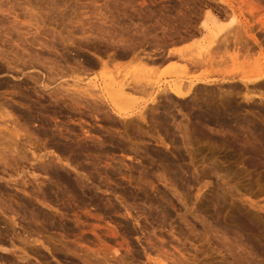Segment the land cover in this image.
<instances>
[{
	"label": "rangeland",
	"instance_id": "1",
	"mask_svg": "<svg viewBox=\"0 0 264 264\" xmlns=\"http://www.w3.org/2000/svg\"><path fill=\"white\" fill-rule=\"evenodd\" d=\"M0 54V106L29 112L27 118L12 111L17 121L11 129L17 126L25 135L20 147L30 159L33 153L46 156L24 170L38 174V181L27 187L31 192L41 185L52 206L19 192L17 182L8 185L10 193L30 200L41 214L19 210L17 198L3 200L0 194V200L13 202L20 212L0 211L1 230L11 224L9 216H17L16 230L22 234L37 225L31 216L47 217L32 232L51 245H38L39 252H29L24 264H84V257L92 264H264V133L245 122L248 118L264 126V90L257 92L258 86L247 87L241 77L230 80L224 73L234 67L247 70L245 59L251 63L247 72L264 68V0H0ZM198 56L231 61L191 71L188 63ZM198 76L206 77L207 84H196L198 95L190 99L172 94L168 100L163 88L153 97L127 88L115 106L103 101L110 96L108 89L130 80L144 85L158 81L165 88ZM31 78L41 82L36 85ZM88 91L89 97L95 93L93 98L86 96ZM20 92L28 96L26 103ZM250 95L255 97L246 100ZM229 104L237 117L225 111ZM200 111L213 112L214 123L200 118ZM143 113L148 120L140 118ZM39 165L63 177L37 172ZM21 172L14 173L17 180L31 177ZM0 186L7 185L0 180ZM8 242L12 248L13 241ZM47 244L57 248L51 252ZM14 246L21 254L19 241ZM0 264L8 263L0 259Z\"/></svg>",
	"mask_w": 264,
	"mask_h": 264
},
{
	"label": "bare ground",
	"instance_id": "2",
	"mask_svg": "<svg viewBox=\"0 0 264 264\" xmlns=\"http://www.w3.org/2000/svg\"><path fill=\"white\" fill-rule=\"evenodd\" d=\"M15 24V23H14ZM9 29V28H8ZM18 29V28H17ZM236 34H238V33H236ZM227 35V34H226ZM232 35V34H231ZM230 36V35H229ZM228 36V37H229ZM233 36V35H232ZM238 36V35H237ZM227 37V39H225V42L223 43V44H226L225 45V47L227 46V44H228V42L230 41V37L228 38ZM234 37H235V35H234ZM34 39H35V37H34ZM229 39V40H228ZM235 39H237V37H235ZM180 40V39H179ZM184 40V39H183ZM187 40V39H186ZM239 40V39H238ZM243 40V39H242ZM233 41H235V40H233ZM177 42V41H176ZM236 42V41H235ZM39 43V42H38ZM167 44H168V42H166ZM219 43V42H218ZM42 44V43H41ZM53 44V43H52ZM158 44V43H157ZM162 43H160V45H161ZM170 44V43H169ZM173 44V43H172ZM47 45V44H46ZM129 45V47H131L130 46V44H128ZM164 45L166 46V44L164 43ZM161 46V47H165V46ZM220 45H221V43H220ZM236 45H238V43L236 44ZM127 46V45H126ZM156 46V45H155ZM154 46V47H155ZM158 46V45H157ZM142 47V46H141ZM43 48V47H42ZM53 48V47H52ZM132 48V47H131ZM139 48V47H138ZM215 48H217V51L219 52V49H218V47H215ZM140 49V48H139ZM222 49V48H221ZM52 50V49H51ZM53 50H54V48H53ZM57 50V49H56ZM55 50V51H56ZM59 50V49H58ZM134 50H135V48H134ZM138 50V49H137ZM223 50V49H222ZM75 51V50H74ZM78 51V50H77ZM80 51V50H79ZM128 51H131V50H128ZM194 51V50H193ZM216 51V52H217ZM248 51V50H247ZM57 52V51H56ZM76 52V51H75ZM74 52V53H75ZM121 52V51H120ZM132 52V51H131ZM174 52V51H173ZM215 52V51H214ZM215 52V53H216ZM227 52H228V50H227ZM245 52V51H244ZM243 52V53H244ZM34 53V52H33ZM38 53V52H37ZM58 53V52H57ZM78 53V52H77ZM76 53V54H77ZM211 53H213L212 51H211ZM214 53V54H215ZM220 53V52H219ZM218 53V54H219ZM239 53V52H238ZM242 53V54H243ZM35 54V53H34ZM60 54V53H59ZM58 54V55H59ZM64 54H66V53H64ZM129 54V53H128ZM133 54H134V51H133ZM169 54H171V53H169ZM168 54V55H169ZM226 54V53H225ZM229 54V53H228ZM234 54V53H233ZM245 54V53H244ZM1 55V54H0ZM122 55V54H121ZM125 55H126V53H125ZM124 55V56H125ZM57 56V55H56ZM123 56V55H122ZM123 56V57H124ZM139 55H137V57L135 56V58H139L138 57ZM150 56V55H149ZM170 56H173V55H170ZM169 56V57H170ZM206 56H208L207 54H206ZM205 56V57H206ZM217 56V55H216ZM222 56H224V55H222ZM230 56V55H229ZM236 56H239V55H236ZM34 57H35V55H34ZM79 57V56H78ZM103 57V56H102ZM120 57V56H119ZM126 57V56H125ZM129 57V56H128ZM141 57V56H140ZM148 57V56H147ZM163 57V56H162ZM161 57V58H162ZM174 57V56H173ZM173 57H171V58H173ZM213 57H215V55L213 56ZM219 57V56H218ZM217 57V58H218ZM225 57H227V54H226V56ZM38 58V57H37ZM90 58V57H89ZM134 58V57H133ZM144 58V57H143ZM165 58V57H164ZM163 58V59H164ZM166 58H167V60H169L168 59V57L166 56ZM165 58V59H166ZM198 59H192V60H190V63H188V64H190L191 66L189 67V69L190 68H194V67H205V66H212V65H214V67H215V65H218V66H223V64H225V62H227L228 60L229 61H231L229 58H228V60H226L224 57V61H223V63H222V61L220 60V59H222L221 57H220V59H215V58H213V59H215L216 60V62H217V60H220L221 61V63H219V61L217 62V63H214L215 62V60H213V61H211V57H209L210 59V61H207L206 60V58L205 59H199V56L197 57ZM239 58V57H238ZM240 58H241V56H240ZM245 58H246V56H245ZM244 58V59H245ZM247 58H249V57H247ZM22 59H23V57H22ZM32 59V58H31ZM71 59V58H70ZM100 59H101V56H100ZM112 59V58H111ZM113 59H115V58H113ZM118 59V58H117ZM125 59V58H124ZM149 59V58H148ZM152 59H153V57H152ZM253 59V58H252ZM21 60V59H20ZM38 60V59H37ZM75 60V59H74ZM122 60V59H121ZM134 60V59H133ZM137 60V59H136ZM140 60H141V58H140ZM139 60V61H140ZM147 60V59H146ZM154 60V59H153ZM240 60V59H239ZM255 60V59H254ZM42 61V60H41ZM76 61V60H75ZM80 61V60H79ZM83 61V60H82ZM109 61V60H108ZM139 61L137 62V63H139ZM142 62L144 61V60H141ZM162 61H164V60H162ZM166 61V60H165ZM186 61H189V60H186ZM241 61V60H240ZM244 61V60H243ZM245 61L246 62H248V68H250L251 66H249L251 63H249V61L247 60V59H245ZM264 61V60H263ZM22 62V61H21ZM43 62V61H42ZM53 62V61H52ZM55 62V61H54ZM59 62V61H58ZM68 62H69V60H68ZM77 62V61H76ZM135 62V61H134ZM151 62H152V60H151ZM185 62V61H184ZM235 62V61H234ZM242 62V61H241ZM246 62H244L245 64H247ZM251 62V61H250ZM258 62V61H257ZM33 63V62H32ZM37 63H39V61L37 62ZM36 63V64H37ZM41 63V62H40ZM51 63V62H50ZM66 63V62H65ZM82 62L80 61V64H81ZM94 63V62H93ZM96 63V62H95ZM109 63H110V61H109ZM136 63V62H135ZM147 63V62H146ZM150 63V62H149ZM162 63V62H161ZM243 63V62H242ZM241 63V64H242ZM243 63V64H244ZM253 63H255L254 61H253ZM45 64V63H44ZM52 64V63H51ZM61 64V63H60ZM72 64H73V62H72ZM80 64H79V66H80ZM142 64V63H141ZM151 64V63H150ZM229 64V63H228ZM228 64L227 65H224V66H228ZM235 64V63H234ZM234 64H233V66H234ZM238 64V63H237ZM18 65V64H17ZM20 65V64H19ZM38 65V64H37ZM36 65V66H37ZM55 65V64H54ZM62 65V64H61ZM67 65V64H66ZM65 65V66H66ZM71 65V64H70ZM75 65V64H74ZM82 65H83V63H82ZM104 65H105V63H104ZM155 65V64H154ZM239 65V64H238ZM253 65V64H252ZM257 65V64H256ZM261 65V64H260ZM22 66V65H21ZM34 66V65H33ZM59 66V65H58ZM78 66V67H79ZM179 66V65H178ZM230 66V65H229ZM228 66V67H229ZM237 66V65H236ZM246 66V65H245ZM245 66H243V67H241V68H244ZM255 66V65H254ZM55 67V66H54ZM73 67V66H72ZM82 67V66H81ZM86 67V66H85ZM187 67V66H186ZM207 67V68H208ZM217 67V66H216ZM238 67V66H237ZM8 68V67H7ZM11 68V67H10ZM13 68V67H12ZM59 68V67H58ZM64 68V67H63ZM75 68V67H74ZM73 68V69H74ZM83 68H84V65H83ZM155 68V67H154ZM182 68V67H181ZM199 68H197V69H199ZM206 68V67H205ZM224 68V67H223ZM222 68V69H223ZM238 68H240V67H238ZM238 68H233V70H228V71H226V72H224L225 73V75H227V76H229V78H230V80L232 79V78H237L236 76H239V77H241L240 78V80L242 81V82H244L246 85H247V87L251 84V85H256V86H258V89H257V92L258 91H263L264 90V68H258V69H252L250 72H247V70H250V69H248V68H246L247 70H245L244 71V69L242 70V69H238ZM14 69V68H13ZM12 69V70H13ZM25 69V68H24ZM62 69V68H61ZM81 69V68H80ZM186 69V68H185ZM11 70V71H12ZM77 70V69H76ZM84 70V69H83ZM177 71H178V68L176 69ZM181 70H183V68L181 69ZM191 70V69H190ZM194 70V69H193ZM193 70H191V71H193ZM196 70V69H195ZM205 70H207V69H205ZM217 70H219V69H217ZM221 70V69H220ZM219 70V71H220ZM71 71V70H70ZM78 71V70H77ZM81 71V70H80ZM79 71V72H80ZM180 71V70H179ZM188 71V70H187ZM186 71V72H187ZM22 72V71H21ZM72 72H74V71H72ZM84 72V71H83ZM153 72V71H152ZM182 72V71H181ZM220 72H223V71H220ZM19 73V72H18ZM154 73V72H153ZM189 73H190V71H189ZM212 73H215V72H212ZM211 73V74H212ZM218 73V72H217ZM57 74V73H56ZM81 74V73H80ZM83 74V73H82ZM49 75V74H48ZM206 75V74H205ZM219 75V74H218ZM224 75V74H223ZM30 76V75H29ZM120 76H122L121 74H120ZM135 77L137 76V75H134ZM140 76V75H139ZM179 76V75H178ZM182 76V75H181ZM189 75L187 74V77H188ZM192 76V75H191ZM214 76V75H213ZM227 76H225L226 78H228ZM27 77V76H26ZM52 77H53V75H52ZM153 77V76H152ZM177 77V76H176ZM184 77V76H183ZM193 77V76H192ZM207 77H208V75H207ZM220 77V76H219ZM33 78V77H32ZM31 78V80H32V82H35V84L37 85V83L38 82H41V80H40V78H34V79H32ZM124 78V77H123ZM122 78V79H123ZM137 78V77H136ZM140 78H142V77H140ZM149 78V77H148ZM154 78V77H153ZM181 78V77H180ZM189 78H190V76H189ZM188 78V79H189ZM234 78V79H235ZM26 79V78H25ZM29 79H30V77H29ZM132 79V78H131ZM133 79H134V81L135 80H138V78L137 79H135L134 77H133ZM175 79V78H174ZM51 80V79H50ZM144 80V79H143ZM150 80H151V78H150ZM207 78L206 77H196V78H194L193 80H190L189 81V83H185L186 81H187V78H186V80H185V82H183V83H176V84H174V85H168V86H166L165 88H164V86L162 87L161 85H160V83L157 81V83L155 82V83H150V82H148V84H146L145 83V85H144V83L143 84H139L137 81L136 82H133L132 80H130V83H125L124 81H125V79H124V83H122V81H121V83L122 84H118L117 85V89L115 88V89H113V90H109L108 89V91L110 92V93H108L110 96L109 97H104V99H103V97H102V99H103V101H107V102H110V105H116V103H117V101L115 102V98H117V97H121V99L123 98V96L125 97V90H127V88H129L132 92H139V93H141L142 95H146V96H149V97H153L156 93H158V95L160 94L159 92H160V89L161 88H163L164 89V93H166V96H165V94L163 95V96H165L166 97V99H168V97L169 96H171L172 94L175 96V97H177L178 99H181V100H183V99H187V98H191L190 96H195V95H198L197 93V91H195V85L196 84H207ZM227 80V79H226ZM127 81H128V79H127ZM132 81V82H131ZM139 81V80H138ZM183 81V80H182ZM234 81V80H233ZM238 81H239V79H238ZM144 82V81H143ZM145 82H146V79H145ZM229 82V81H228ZM232 82V81H231ZM9 83V82H8ZM46 83V82H45ZM118 83V82H117ZM116 83V84H117ZM141 83V82H140ZM174 83H175V80H174ZM185 83V84H184ZM235 84V83H234ZM112 86H114V84H111ZM160 85V86H159ZM7 86H9V84H7ZM116 86V85H115ZM206 86V85H205ZM210 86V85H209ZM228 86V85H227ZM42 87V86H41ZM95 87V86H94ZM232 87V86H231ZM246 87V88H247ZM8 88V87H7ZM45 88L47 89L48 87L47 86H45ZM128 89V90H129ZM199 89V88H198ZM223 89V88H222ZM232 89V88H231ZM200 91H201V89H199ZM208 90V89H207ZM236 90V89H235ZM243 90V89H242ZM255 90V89H254ZM40 91V90H39ZM54 91V90H53ZM58 91V90H57ZM92 91H94V90H91L90 92H92ZM104 91V90H103ZM102 91V92H103ZM113 91V92H112ZM248 91H251V90H248ZM247 91V92H248ZM51 92V91H50ZM162 92V91H161ZM197 92V93H196ZM203 92V91H202ZM205 92V91H204ZM206 92H208V91H206ZM229 92V91H228ZM238 92V91H237ZM252 92V91H251ZM251 92H249V93H251ZM13 93V92H12ZM15 93V92H14ZM17 93V92H16ZM15 93V94H16ZM88 93H89V91L87 92V94H86V96L88 95ZM104 93V92H103ZM107 93V92H106ZM137 93H136V95H137ZM210 93V92H209ZM225 93V92H224ZM249 93H247V94H249ZM253 93V92H252ZM255 93V92H254ZM59 94V93H58ZM93 93H90V97H89V95H88V97H89V99L90 98H93L94 97V94L92 95ZM98 94V93H97ZM102 94V93H101ZM162 94V93H161ZM212 94H214V93H212ZM230 94H233V92L231 91L230 93H228V96H230ZM236 94H238V93H236ZM246 94V93H245ZM51 95H53V94H51ZM60 95V94H59ZM58 95V96H59ZM62 95V94H61ZM80 95V94H79ZM103 95V94H102ZM129 95V93L126 95L127 97H130V96H128ZM172 95V96H173ZM226 95H227V93H226ZM234 95H235V91H234ZM258 95V94H257ZM1 96V95H0ZM16 96V95H15ZM56 95H54L53 96V99H54V97H55ZM93 96V97H92ZM107 96V95H106ZM224 96H225V94H224ZM233 96V95H232ZM239 96V95H238ZM253 96V95H252ZM259 96V95H258ZM19 97L23 100V101H28L27 99H28V96L27 95H25V94H22L21 92H20V94H19ZM38 97H40V96H38ZM52 97V96H51ZM88 97L86 98V99H88ZM162 97V96H161ZM207 97H209V96H207ZM216 97V96H215ZM250 97H251V95H250ZM246 97V100H252L253 99V97H255V96H253V97ZM260 97L261 98H263L264 99V93H260ZM74 98V97H73ZM77 98H79V97H77ZM83 98V97H82ZM148 98V97H147ZM195 98H197V96L195 97ZM210 98V97H209ZM218 98V97H217ZM223 98H226V100L229 98H227L226 96L225 97H223ZM261 98H259L260 100H261ZM55 99H57V98H55ZM54 99V100H55ZM156 99V98H155ZM158 100L160 99V98H157ZM162 99L164 100V97H162ZM169 99H170V97H169ZM168 99V100H169ZM194 98H192V100H193ZM214 99V98H213ZM216 99V98H215ZM230 99V98H229ZM262 99V100H263ZM16 100V99H15ZM83 100V99H82ZM149 100V99H148ZM191 100V101H192ZM205 100V99H204ZM19 101V100H18ZM26 101H25V103H26ZM59 101V100H58ZM92 101V100H91ZM125 101V100H124ZM129 101V100H128ZM128 101L126 102V103H128ZM160 101V100H159ZM166 101V100H165ZM230 101V100H229ZM239 101V100H238ZM248 101V102H249ZM56 102H57V100H56ZM89 102H90V100H89ZM179 102V101H178ZM177 102V103H178ZM184 102V101H183ZM21 103V102H20ZM31 103V102H30ZM29 103V104H30ZM33 103V102H32ZM53 103V102H52ZM126 103H124V104H126ZM131 103V102H130ZM160 103V102H159ZM169 103H171V102H169ZM168 103V104H169ZM204 103V102H203ZM243 103V102H242ZM246 103V102H245ZM262 103H264V101H262ZM19 104V103H18ZM17 104V105H18ZM23 104V103H22ZM28 104V105H29ZM81 104V103H80ZM107 104V103H106ZM119 104V103H118ZM55 105V104H54ZM64 105V104H63ZM79 105V104H78ZM120 105H122L123 106V102L120 104ZM119 105V106H120ZM128 105H132V104H129L128 103ZM27 106V105H26ZM55 106H57V105H55ZM98 106V105H97ZM185 106V105H184ZM251 106V105H250ZM3 108V111L2 112H0V120H1V124L2 125H0V173H1V175H0V180H3V181H5V183H6V188H2V186H0L1 188H0V194H1V197L2 198H4L3 200H12L13 198L15 199V198H17L18 200H17V204H18V207L20 208L19 210H22V208L23 209H25L26 211L27 210H30V209H32V207H33V204L30 202V200H27V199H25V197L23 198H21L20 196H18V194L17 195H12L11 193H10V191H9V188L8 187H10V186H12L11 184L13 183V182H17V184L18 185H20L21 186V188H19V192H23V193H26V194H34L35 196H36V198L37 199H39V201L43 204V205H45L46 207H48L49 209H50V207H52V206H50V200H49V198L50 197H48V196H50V195H48L47 193V191L45 190L44 191V189L41 187V185H39V188L36 190V191H34V190H32L31 192L29 191V189H28V182H31L33 185L35 184V182L36 181H38L37 180V178H38V176H36V175H38V174H34L35 172H32V173H30V175H31V177H28V172H27V175L25 174V169H27V166H30L31 165V161L33 160V162L34 161H37V160H42V159H44V157L46 158V156H44V155H37V157H35L36 156V154L35 153H33V155H35L33 158H31L30 159V157H29V155H28V153H27V151H23V149H21V147H20V144H21V142H23L24 140V138L23 137H25V135H22V133L23 132H21L20 130L21 129H19V128H17V126H15L14 128H12L11 129V123L13 124V123H15L14 121H17V120H12V111L14 112H16V113H20V114H24V116H26L27 118H28V114H29V112L27 111V110H20V108H13L12 106H10L9 104H2V106H0V108ZM22 107V106H21ZM29 107H33V106H29ZM29 107H27V108H29ZM46 107V106H45ZM54 107V106H53ZM52 107V108H53ZM68 107V106H67ZM101 107V106H100ZM121 107V106H120ZM126 107H127V105H126ZM175 107V106H174ZM187 107V106H186ZM189 107V106H188ZM200 107V106H199ZM226 107V106H225ZM36 108V107H35ZM56 108V107H55ZM106 108V107H105ZM153 108V107H152ZM162 108V107H161ZM171 108V107H170ZM191 108H193V107H191ZM202 108V107H201ZM200 108V109H201ZM207 108H209L210 109V107H206V110H207ZM254 108V107H253ZM32 109V108H31ZM69 109V108H68ZM100 109V108H99ZM118 109V108H117ZM124 109V108H123ZM164 109V108H163ZM168 109V108H167ZM178 109V108H177ZM194 109V108H193ZM193 109H191V110H193ZM212 109L214 110V108L212 107ZM211 109V110H212ZM224 109V108H223ZM2 110V109H1ZM106 110V109H105ZM212 110V111H213ZM227 110H229L230 112H232V113H234V117H237L239 114H237V116L235 115V113L237 112L235 109H233V107H231V105L229 104L228 106H227V108L225 109V111H227ZM60 111V110H59ZM112 111V110H111ZM169 111V110H168ZM178 111H180L181 112V115H182V113H183V118H188V121H190V119L192 118L190 115H188V114H186V113H184V111L183 110H178ZM187 111V110H186ZM189 111V110H188ZM194 111V110H193ZM211 111V112H212ZM217 111V110H216ZM243 111V110H242ZM255 111V110H254ZM264 111V110H263ZM52 112H54V111H52ZM97 112H99V111H97ZM127 112V111H126ZM126 112H124V113H126ZM167 112V111H166ZM171 112V111H170ZM180 112H178V113H180ZM201 112V115H200V118H202V119H205V120H207V121H212L213 122V118H215V117H213L212 118V113H211V116L209 115H207L206 114V111H204V112H202V111H200ZM219 112V111H218ZM252 112V111H251ZM100 113V112H99ZM98 113V114H99ZM147 113V112H146ZM154 114H155V112H153ZM194 113V112H193ZM226 113H229V112H226ZM238 113V112H237ZM253 113V112H252ZM251 113V114H252ZM94 114V113H93ZM96 114V113H95ZM123 114V113H122ZM121 114V115H122ZM131 114V113H130ZM169 113L167 112V115H168ZM176 114V113H175ZM245 114V113H244ZM250 114V113H249ZM103 115V114H102ZM117 115V114H116ZM141 115V114H140ZM146 115V114H145ZM151 115V114H150ZM160 115H161V113H160ZM163 115H164V113H163ZM163 115H162V117H163ZM217 115V114H216ZM225 115H227V114H225ZM232 115V114H231ZM255 115V114H254ZM253 115V116H254ZM264 115V114H263ZM262 115V116H263ZM21 116V115H20ZM52 116V115H51ZM98 116V115H97ZM96 116V117H97ZM109 116V115H108ZM124 116H125V114H124ZM127 116V115H126ZM131 116H132V114H131ZM130 116V117H131ZM158 116V115H157ZM166 116V115H165ZM169 116H170V114H169ZM175 116V115H174ZM176 116H177V114H176ZM25 117V118H26ZM119 117H121V116H119ZM123 117V116H122ZM128 117H129V115H128ZM161 117V116H160ZM168 117V116H167ZM182 117V116H181ZM219 117V116H218ZM217 117V118H218ZM227 116H225V118H226ZM254 117H257V115L256 116H254ZM261 117V116H260ZM14 118V117H13ZM42 118V117H41ZM140 118H142V120H146L147 118L146 117H144V113L141 115V117ZM140 118H138V119H140ZM156 118V117H155ZM166 118V117H165ZM176 118V117H175ZM228 118H230L229 116L227 117V120H229ZM231 118H233V117H231ZM246 118V117H245ZM258 118V117H257ZM257 118H255V119H257ZM15 119V118H14ZM24 119V118H23ZM40 119V118H39ZM157 119H159V118H157ZM238 119H239V117H238ZM240 119H242L241 117H240ZM264 118H262V121L264 122V120H263ZM148 120V119H147ZM160 120V119H159ZM181 120V119H180ZM216 120V119H215ZM224 120V119H223ZM250 119H248L247 118V120L245 121V120H243V122L245 121V122H247V126H252L253 127V129H261L262 130V132L264 133V126H260V125H258V123H257V121H255V120H250ZM258 120H259V118H258ZM86 121V120H85ZM131 121V120H130ZM154 121V120H153ZM175 121V120H174ZM182 121V120H181ZM180 121V122H181ZM187 121V122H188ZM207 121H205V122H207ZM231 122H232V120H230ZM240 121V120H239ZM252 121H255V122H252ZM142 122V121H141ZM179 122V121H178ZM199 122V121H198ZM224 122V121H223ZM229 122V121H228ZM231 122H230V124H231ZM234 122V121H233ZM232 122V123H233ZM258 122H261L260 120L258 121ZM37 123V122H36ZM46 123V122H45ZM48 123V122H47ZM60 123V122H59ZM140 123V122H139ZM185 123V122H184ZM200 123V122H199ZM208 123H210V122H208ZM214 123V122H213ZM227 122H226V120H225V124H226ZM49 124V123H48ZM182 124V123H181ZM181 124H179V125H181ZM187 124V123H186ZM202 124V123H201ZM229 124V123H228ZM19 125V124H18ZM61 125V124H60ZM82 125V124H81ZM85 125V124H84ZM83 125V126H84ZM90 125V124H89ZM175 125H177V124H175ZM178 125V126H179ZM197 125V124H196ZM214 125V124H213ZM237 125V124H236ZM190 126V125H189ZM13 127V126H12ZM19 127H21V126H19ZM186 127V125L184 126L183 125V129ZM202 127V126H201ZM207 127V126H206ZM214 127V126H213ZM173 128H175V127H173ZM181 128V127H180ZM187 128L188 127H186V129H185V131H187ZM191 128V127H190ZM204 128V127H203ZM86 129V128H85ZM167 129V128H166ZM176 129V128H175ZM160 130V129H159ZM165 130V129H164ZM178 130H180L179 129V127H178ZM87 131V130H86ZM184 131V130H183ZM190 131V130H189ZM251 131V130H250ZM258 131V130H257ZM253 132V131H252ZM87 133V132H86ZM90 132H88V134H89ZM180 133V132H179ZM48 135V134H47ZM184 135V134H183ZM28 137V136H27ZM87 137V136H86ZM187 137V136H186ZM185 137V138H186ZM23 140V141H22ZM26 140V139H25ZM160 140V139H159ZM28 140H26V142H27ZM63 141V140H62ZM164 141V140H163ZM162 141V143H164ZM31 142V141H30ZM28 143H29V141H28ZM161 143V144H162ZM24 144V143H23ZM22 144V145H23ZM86 144H88V143H86ZM24 146V145H23ZM30 146V145H29ZM25 147V146H24ZM31 147V146H30ZM57 147V146H56ZM23 148V147H22ZM26 148V147H25ZM39 148V147H38ZM67 148V147H66ZM59 149L61 150V151H65L66 149H65V147L63 148H61V147H59ZM85 149V148H84ZM83 150V149H82ZM41 151V150H40ZM84 151H86V150H84ZM83 151V152H84ZM94 151V150H93ZM88 152V151H87ZM64 153V152H63ZM62 153V154H63ZM35 163V162H34ZM30 164V165H29ZM39 164V163H38ZM33 165V164H32ZM34 167V166H33ZM29 168V167H28ZM36 168V167H35ZM22 169V170H21ZM31 169V168H30ZM37 169V168H36ZM35 169V170H36ZM25 170V171H24ZM23 172L29 179H27V180H24V181H22V180H20L19 178V180H17L16 179V177H14V173L17 175V176H19L20 175V172ZM21 172V173H22ZM37 172H43V173H45L46 175H48L50 178H52V177H63V176H59L58 174L59 173H56V172H54L52 169H51V167H49V166H43L42 167V165H41V167H40V165H39V169L37 170ZM58 172V171H57ZM2 174H3V176H2ZM23 176L22 178H24L25 177V179H26V176ZM4 176H8V180L7 179H5V177ZM20 176H22V175H20ZM33 177V178H32ZM53 179V178H52ZM58 179V178H57ZM58 181V180H57ZM63 183V182H62ZM65 183H69V182H67V180H65ZM31 184V185H32ZM8 185H10V186H8ZM29 185H30V183H29ZM65 185V184H64ZM15 186H16V184H15ZM28 186V187H27ZM67 186V185H66ZM12 187H14V186H12ZM11 188V187H10ZM16 188V187H15ZM18 188H16V190H17ZM68 189V188H67ZM52 191V190H51ZM22 193V194H23ZM76 193V192H75ZM59 194V193H58ZM25 196H27V195H25ZM3 200H0V211H4V210H8V212L10 211L12 214H14V215H19L20 214V212H19V214H18V212H17V209H15V208H13L12 207V203H10L9 205H7ZM51 203H53V202H51ZM81 203H83V202H81ZM42 205V206H43ZM260 208V207H259ZM32 210H34V209H32ZM31 210V215H32V211ZM35 211V210H34ZM4 212H7V211H4ZM7 212V213H8ZM23 212V211H22ZM35 213H37L36 211H35ZM34 212H33V214H35ZM42 212L40 211V212H38L37 214L39 215V214H41ZM29 215V214H28ZM30 216V215H29ZM35 216H37V215H35ZM34 215L33 216H31L30 218H31V220L33 219V220H35L36 221V224L37 225H39L37 222H40V221H42V223H43V220L44 219H46L47 217H43L44 219H40V217H38L37 216V218L38 219H40L39 221H38V219L35 217ZM21 217V216H20ZM23 217V216H22ZM15 218H17V216L15 217V216H9V219H10V223L11 224H9V225H5L4 227H3V230H1L2 229V227L0 228V250L2 251V255L0 256V259H3V260H5L8 264H19L20 262H22V264H24V262L25 261H27L28 259H29V252H32L33 254H35V253H38L39 252V247H38V245H41V246H43V245H45V242H49L48 244L49 245H51V241H50V239H48V241H44L43 242V240H42V236L39 234V232H38V234H37V232H32V227H34V225L32 224V225H29L30 226V228H31V232H29L27 229H25L24 230V234H22V233H19V231H17L16 230V226H18L17 225V222L16 221H18L17 219L15 220ZM28 218V217H27ZM239 218V217H238ZM243 218H244V216H243ZM237 219V218H236ZM25 220V219H24ZM240 220H241V222H244L243 220H242V218H240ZM34 221V222H35ZM45 222V221H44ZM46 222H47V219H46ZM46 222H45V224L44 225H46ZM49 222H51V221H49ZM239 222V221H238ZM246 222V221H245ZM20 223V222H19ZM53 222H51V224H52ZM29 224H31V223H29ZM50 224V223H49ZM50 224V225H51ZM78 224H79V222H78ZM36 225V226H37ZM41 225V224H40ZM53 225V224H52ZM250 225V224H249ZM19 226H21V225H19ZM24 226V225H23ZM29 226H27L28 227V229L30 230V228H29ZM34 227V229L35 228H37V227ZM244 226V225H243ZM45 227V226H44ZM52 227V226H51ZM50 227V228H51ZM63 227V226H62ZM253 227V226H252ZM49 228V227H48ZM49 228V229H50ZM23 229H24V227H23ZM38 229V228H37ZM63 229H64V227H63ZM41 230H42V228H41ZM36 231V230H35ZM38 231V230H37ZM256 231H258V230H256ZM21 232V231H20ZM41 233H42V231H41ZM8 240H12L13 242L11 243V245H12V248L14 249V241H19V243L24 247L23 249H20L21 250V254H16V251H13L12 250V248H10V247H8L7 246V242H8ZM45 240H46V238H45ZM55 240V239H54ZM80 240V239H79ZM10 242V241H9ZM8 242V243H9ZM48 244H47V246H48ZM52 246H55V245H52ZM52 246H48L47 247V249L49 250V251H53V249H52ZM56 247V246H55ZM57 248V247H56ZM55 248V249H56ZM46 249V250H47ZM62 249L63 248H61V250H60V248L58 249V252H59V250L60 251H62ZM113 249V248H112ZM111 249V251H113ZM109 251H110V248L108 249ZM64 251V250H63ZM54 252V251H53ZM19 253V252H18ZM56 253V252H55ZM59 253H61V252H59ZM63 253V252H62ZM114 253L115 254H117L118 253V251L117 250H114ZM17 255L16 257L14 256V255ZM53 254V253H52ZM58 254V253H57ZM55 255V254H54ZM88 255V254H87ZM105 255V254H104ZM114 255V254H113ZM90 257V256H89ZM78 258H80L79 257V255H78ZM84 258H86L85 260H83L82 262H84V264H92L91 262H90V259L89 258H87V257H84ZM105 258V257H104ZM81 259V258H80ZM89 259V260H88ZM108 259V258H107ZM88 260V261H87ZM93 261H95V260H93ZM163 261H165V260H163ZM16 262H19V263H16ZM28 262V261H27ZM27 262L25 263V264H27ZM88 262H90V263H88ZM97 262V261H96ZM99 262V261H98ZM97 264V263H96Z\"/></svg>",
	"mask_w": 264,
	"mask_h": 264
}]
</instances>
